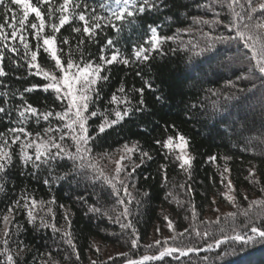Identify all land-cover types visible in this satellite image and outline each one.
<instances>
[{"label":"trees","instance_id":"obj_1","mask_svg":"<svg viewBox=\"0 0 264 264\" xmlns=\"http://www.w3.org/2000/svg\"><path fill=\"white\" fill-rule=\"evenodd\" d=\"M108 1L0 0V264H264V0Z\"/></svg>","mask_w":264,"mask_h":264},{"label":"rangeland","instance_id":"obj_2","mask_svg":"<svg viewBox=\"0 0 264 264\" xmlns=\"http://www.w3.org/2000/svg\"><path fill=\"white\" fill-rule=\"evenodd\" d=\"M131 3H132L131 0L108 1V5L105 8V14L103 12V16H102L103 20L109 21L111 18L122 15L123 13L127 12L130 9ZM151 41L153 42L154 45L158 43V39L155 33L153 34ZM50 50L52 51V53H54L55 51L53 46L50 47ZM113 58L114 60H119V61L124 60V56L119 53L115 54ZM96 75H97L96 70L91 67H87L85 69H77L71 67L63 71L61 77H52L53 79L59 82L58 90L71 98L72 105H74V108H76L75 110L77 111V113H75V116L79 122V127L82 129V131L84 129V123L82 121V112L85 107L84 103L86 101V98L88 97V90L90 88V85L93 82V80H95ZM79 110L81 111L79 112ZM169 147L175 149L178 152L179 157L183 164L185 165L190 164L191 159L188 152L187 142L184 138L179 137V139H177L175 142L174 141L170 142ZM131 149L132 147H128L123 150V154L125 157L129 155ZM120 156L121 155L115 156L116 158L115 160L110 159L109 161L111 165H113V161L116 162L117 164L115 165V167L117 169L119 168L120 165H122V162L124 161L123 159L119 161ZM232 194L233 191L229 190L227 197H230L231 200L234 198ZM168 224H169V229L173 228L174 222L171 219L168 220ZM258 235L264 236L263 233H259ZM158 237L161 236L159 235ZM162 238H158L157 241L161 240ZM173 252L178 253V251H173Z\"/></svg>","mask_w":264,"mask_h":264},{"label":"water","instance_id":"obj_3","mask_svg":"<svg viewBox=\"0 0 264 264\" xmlns=\"http://www.w3.org/2000/svg\"><path fill=\"white\" fill-rule=\"evenodd\" d=\"M242 240H244V239H242ZM167 253H171V252H165L164 255L167 254ZM164 255H163V256H164ZM161 257H162V256H161ZM161 257H158L157 260H160ZM128 264H135V263H134V262H129ZM141 264H143V262H142Z\"/></svg>","mask_w":264,"mask_h":264},{"label":"bare ground","instance_id":"obj_4","mask_svg":"<svg viewBox=\"0 0 264 264\" xmlns=\"http://www.w3.org/2000/svg\"><path fill=\"white\" fill-rule=\"evenodd\" d=\"M263 236V235H262Z\"/></svg>","mask_w":264,"mask_h":264}]
</instances>
